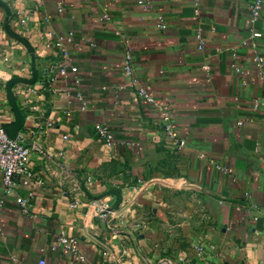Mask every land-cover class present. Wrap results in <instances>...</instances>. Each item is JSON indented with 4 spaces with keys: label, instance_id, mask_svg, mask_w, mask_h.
<instances>
[{
    "label": "crops",
    "instance_id": "crops-1",
    "mask_svg": "<svg viewBox=\"0 0 264 264\" xmlns=\"http://www.w3.org/2000/svg\"><path fill=\"white\" fill-rule=\"evenodd\" d=\"M139 1L0 0V127L33 172L0 175V264H264V67L242 45L254 29L264 55V4L252 23L253 0ZM70 31L65 78L47 45Z\"/></svg>",
    "mask_w": 264,
    "mask_h": 264
},
{
    "label": "built area",
    "instance_id": "built-area-1",
    "mask_svg": "<svg viewBox=\"0 0 264 264\" xmlns=\"http://www.w3.org/2000/svg\"><path fill=\"white\" fill-rule=\"evenodd\" d=\"M153 0H140V4H144L150 6ZM264 0H253L250 5V18L251 22L254 23L258 20L262 13ZM64 12V7L60 4L59 5V14ZM196 14L201 15V9L199 2L196 0ZM107 18V15H105ZM158 26L164 27L165 19L162 15L159 16ZM29 17L26 16L22 19V23H27ZM202 28L199 25V29L197 32V41L199 43V49L203 50L206 44L204 39ZM257 32L252 29L249 37L242 42V45H251L254 49H256V53L254 56V62L258 65V67H264V55L258 49V37ZM74 41V32L70 31L65 34H58L54 37V39L47 45V47H55L58 52L60 53L61 60L54 61L51 66L57 68L59 70V75L61 77L68 78L71 75H76L79 71V68L73 63L72 58L69 55V46ZM234 56L237 55V48L233 49ZM7 59V58H6ZM234 69L236 72H240L241 69L238 65L234 64ZM205 69H210L207 65L204 66ZM125 71L128 75H134V67H133V55L130 52H127L125 58ZM264 78V75L261 76ZM79 82V80H76ZM133 85L137 86V93L144 97L148 102L157 104V101L153 94L149 91V89L140 84L136 79L132 81ZM77 98L82 102L84 105L83 108L86 107L84 102V96L81 92H78ZM258 100L256 101V107L258 106ZM164 119H165V128L166 130L173 135L172 133V120L169 113L164 112ZM242 122H240L241 124ZM95 131L97 136L100 139H103L106 142L111 141V132L109 127L106 124H96ZM31 150L32 145H29L24 141V139L19 135L17 138L11 137L3 128L0 127V175L3 185L6 191L12 190L17 184L20 179L27 180V178H31L33 176V172L31 169ZM21 205L25 208L27 205V200L22 199ZM75 205V204H74ZM26 210V208H25ZM2 208L0 206V223L2 220L1 217ZM63 249L69 250L71 252L77 253L78 252V240L74 237L65 235L64 233L60 235L57 245L53 246V249ZM77 258L80 261L84 260L83 255L78 254ZM46 259L43 257L39 260L38 264H46Z\"/></svg>",
    "mask_w": 264,
    "mask_h": 264
},
{
    "label": "water",
    "instance_id": "water-1",
    "mask_svg": "<svg viewBox=\"0 0 264 264\" xmlns=\"http://www.w3.org/2000/svg\"><path fill=\"white\" fill-rule=\"evenodd\" d=\"M3 129L13 138H17L19 136V133L14 132V131H10V130L6 129V127H4Z\"/></svg>",
    "mask_w": 264,
    "mask_h": 264
}]
</instances>
